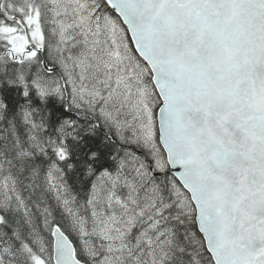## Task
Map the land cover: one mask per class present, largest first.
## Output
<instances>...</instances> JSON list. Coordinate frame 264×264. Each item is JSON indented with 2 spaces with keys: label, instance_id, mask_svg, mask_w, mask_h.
I'll return each instance as SVG.
<instances>
[{
  "label": "snow or ice",
  "instance_id": "obj_1",
  "mask_svg": "<svg viewBox=\"0 0 264 264\" xmlns=\"http://www.w3.org/2000/svg\"><path fill=\"white\" fill-rule=\"evenodd\" d=\"M0 264H264V0H0Z\"/></svg>",
  "mask_w": 264,
  "mask_h": 264
}]
</instances>
